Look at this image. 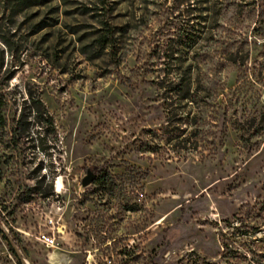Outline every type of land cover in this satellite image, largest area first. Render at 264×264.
Returning <instances> with one entry per match:
<instances>
[{"label":"rangeland","instance_id":"obj_1","mask_svg":"<svg viewBox=\"0 0 264 264\" xmlns=\"http://www.w3.org/2000/svg\"><path fill=\"white\" fill-rule=\"evenodd\" d=\"M263 9L0 0V264H264Z\"/></svg>","mask_w":264,"mask_h":264},{"label":"trees","instance_id":"obj_2","mask_svg":"<svg viewBox=\"0 0 264 264\" xmlns=\"http://www.w3.org/2000/svg\"><path fill=\"white\" fill-rule=\"evenodd\" d=\"M261 17L262 18L264 17V9L261 12ZM103 26L104 28H102L99 31V37L96 39V44L101 50L104 49L107 44H110V36H111L110 28L107 27L106 24H103ZM1 90L2 88L0 84V132H3L7 127L6 119L4 117V108L6 105V101ZM176 91L177 94H180L181 88H177ZM94 172L97 173V170L96 171L94 170ZM94 172L92 173L95 176L94 183H96L101 188V190H103V192L109 193L113 185L111 176L108 173H101L98 175V177H96ZM12 241L14 246L19 247V242L13 235H12Z\"/></svg>","mask_w":264,"mask_h":264},{"label":"water","instance_id":"obj_3","mask_svg":"<svg viewBox=\"0 0 264 264\" xmlns=\"http://www.w3.org/2000/svg\"><path fill=\"white\" fill-rule=\"evenodd\" d=\"M94 175L90 172V171H88L87 173H86V176L81 180V186L82 187H86V186H88L93 180H94Z\"/></svg>","mask_w":264,"mask_h":264}]
</instances>
